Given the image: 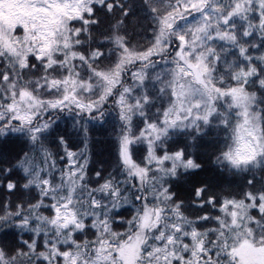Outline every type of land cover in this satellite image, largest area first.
<instances>
[{"label":"snow or ice","instance_id":"obj_1","mask_svg":"<svg viewBox=\"0 0 264 264\" xmlns=\"http://www.w3.org/2000/svg\"><path fill=\"white\" fill-rule=\"evenodd\" d=\"M0 264H264V0H0Z\"/></svg>","mask_w":264,"mask_h":264},{"label":"trees","instance_id":"obj_2","mask_svg":"<svg viewBox=\"0 0 264 264\" xmlns=\"http://www.w3.org/2000/svg\"><path fill=\"white\" fill-rule=\"evenodd\" d=\"M75 143V141H74ZM113 157L111 151V142L108 139H97L93 143V168H101L104 170H111L113 165Z\"/></svg>","mask_w":264,"mask_h":264},{"label":"clouds","instance_id":"obj_3","mask_svg":"<svg viewBox=\"0 0 264 264\" xmlns=\"http://www.w3.org/2000/svg\"><path fill=\"white\" fill-rule=\"evenodd\" d=\"M96 135L99 137L98 139L100 140H104V139H108V135L107 133L104 131V129H100L98 130V132L96 133ZM215 160V157H211L210 159L206 160L205 163L207 166L209 167H213V161ZM101 168L103 167L102 165L100 166Z\"/></svg>","mask_w":264,"mask_h":264}]
</instances>
